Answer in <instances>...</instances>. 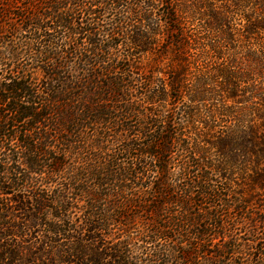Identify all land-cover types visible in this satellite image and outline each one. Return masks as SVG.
<instances>
[{"label":"trees","instance_id":"trees-1","mask_svg":"<svg viewBox=\"0 0 264 264\" xmlns=\"http://www.w3.org/2000/svg\"><path fill=\"white\" fill-rule=\"evenodd\" d=\"M161 262L264 264V0H0V264Z\"/></svg>","mask_w":264,"mask_h":264},{"label":"rangeland","instance_id":"rangeland-1","mask_svg":"<svg viewBox=\"0 0 264 264\" xmlns=\"http://www.w3.org/2000/svg\"><path fill=\"white\" fill-rule=\"evenodd\" d=\"M122 52H123V49L121 50L120 53H122ZM242 235H243V236H240V237H241V238H240L241 243H243V238H245V237H251V235H248V234H246V235L242 234ZM254 239H255V238H254ZM256 239H257V238H256ZM255 243H256V246H255ZM255 243H253L252 240H249V241L246 242V246H244V247H246L245 251L247 252V255H248L249 258H250L251 256H250V254H248V253L251 252L252 250L254 251V250L257 249V246H258V243H259V239H257ZM160 264H162V262H161ZM171 264H172V263H171Z\"/></svg>","mask_w":264,"mask_h":264}]
</instances>
